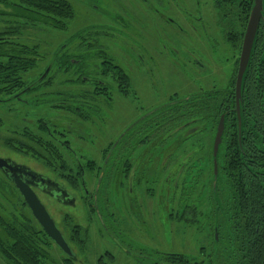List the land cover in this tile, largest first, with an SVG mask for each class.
<instances>
[{"label":"flooded vegetation","instance_id":"1","mask_svg":"<svg viewBox=\"0 0 264 264\" xmlns=\"http://www.w3.org/2000/svg\"><path fill=\"white\" fill-rule=\"evenodd\" d=\"M73 1L97 14L102 22L85 26L86 30L87 27L95 28L93 35L89 33V40L87 37L84 40L86 53L72 57L82 56L86 62V59L96 56L95 53H97V57L104 56L114 66L119 67L114 63L113 56L106 51L105 45L111 43L114 36L123 37L116 47L129 53V57L136 60L142 55L153 57L154 53L168 54L174 58L183 53L187 57H192V62L189 63L190 68L205 72L208 65L211 67L210 76L206 77L209 80L204 82V85L210 88L205 91V88L201 86L199 92L188 95L197 96L194 104L202 102L204 94L206 99L212 102L213 99H217L214 93L221 92L218 102V104L221 103V111L216 128L221 116L224 117L225 124L226 115L235 111L234 87L238 58L250 13V8L247 13H244L242 8L244 0ZM138 13L140 17L137 16ZM263 22L262 19L259 22L260 30L264 27ZM214 28L216 32H213ZM82 30L73 35L72 40L84 34ZM95 33L98 35H94ZM97 38H103V40L99 42ZM159 39H164L171 44V47L166 49L164 46L162 50L157 48L155 41ZM198 40L201 43L200 48L204 50L196 46ZM122 43L130 45L129 48L126 49L127 45L123 46ZM133 44H136L135 48ZM225 58L227 60L225 65L227 69H232V73L230 79L225 80V87L216 89L218 68H224V66H218L217 59ZM77 62L72 60V63ZM101 67L100 65L99 68ZM145 67L148 71L151 68L149 65ZM128 78L131 91V77L128 76ZM99 85L101 88L105 87L102 82ZM188 96L172 97L161 105L163 106L161 109L149 115L148 113L154 108L146 110L121 131L119 136L141 119L124 135L125 139L120 145H116L114 152L105 163L111 148L106 149L103 163L98 166V169L104 167L102 177L105 176L104 181L106 180L108 185H103L100 192V184L96 189L99 177L94 178L88 172L89 160L81 154H76L66 142L59 141L61 144L64 143L70 156V163L67 166L73 173L68 172V175L75 177L79 173L81 185L84 186L89 180L93 179V182L95 180L92 192L85 189L83 194H80L83 198H80L82 205L88 207V213L85 215L87 227L71 225L68 240L58 229L71 252V257H67L57 247L63 255V261L67 260L69 264H249V250L245 243L234 245L221 241L231 237L230 233L234 229L232 221L226 217L228 210H225V206L229 205V202L225 200L227 196L204 194L203 184L197 176L199 174L195 173L194 178L187 175V162L191 163L194 172L199 168L202 159L197 154L203 150L202 147L186 148V146L165 144L170 126L177 127L183 139L198 131V125L185 126L186 122L182 125L170 124L171 120L177 118L178 113L175 107L179 104L178 101ZM170 107H173V113H169ZM60 122L63 124L64 120ZM81 122L77 123L83 126ZM57 124L59 123L51 125L58 126ZM63 125L71 127V133L85 139L87 132L82 130V126L78 125V128L70 122ZM174 128L172 130L176 133ZM232 134L234 135V132ZM239 134L237 122L238 142L241 139ZM238 150L241 151V148ZM34 173L37 175L23 177V181L30 183L29 186L34 193L39 191L63 207H75L74 193L77 191L69 188L72 191L70 192L54 180ZM213 179L212 187L214 188L216 182L213 185ZM112 182H115L116 189L119 188L120 191L118 196L115 195L118 201L116 209L115 206H111L109 194L106 193ZM160 186L164 187L162 193L159 191ZM57 191L65 192L66 198L62 200L61 193ZM155 200H159L165 207L167 214L163 223H158L159 220L157 221L155 211L152 209ZM71 201H73L72 205L69 204ZM89 226L99 234L103 248L101 247L100 254L89 258L88 261L86 257L79 259L77 255L85 254ZM76 232L84 236L85 242L82 247L78 244ZM93 258L95 261L92 260Z\"/></svg>","mask_w":264,"mask_h":264},{"label":"trees","instance_id":"2","mask_svg":"<svg viewBox=\"0 0 264 264\" xmlns=\"http://www.w3.org/2000/svg\"><path fill=\"white\" fill-rule=\"evenodd\" d=\"M251 5L252 0H244L242 2L244 13L248 12ZM0 17H6V22L11 25L0 32V104L12 101L24 103L25 96L30 94H34L32 99L34 104H39L44 98L50 96L57 98L67 96L64 101L56 103L58 108H62L72 114L74 113L78 116V119H81L80 121L86 119L89 112L93 111L92 113L94 114L98 111V109H90L91 107L86 108L84 103H82L86 99L85 97L91 98L93 101L100 97L107 100L105 88H100V85L95 80H93L95 86L93 94L49 93L35 96L37 92L50 89L51 75L55 68L64 71L74 70L77 73L74 84H84L87 80L83 79L87 69H85L84 64L85 58L82 56L63 55L62 48H59L53 53L48 65L50 68L41 81L38 82L44 73L30 82H26L23 79L27 72L36 68L40 52L36 44H23L14 39L19 30L18 28L20 26H22L21 28H34L38 25L39 27H48L60 32L65 31L68 22L74 18L73 7L67 1L0 0ZM61 53L62 55H60ZM98 57L101 60V75L105 77L112 75L117 83L118 92L124 96L128 95L130 85L129 78L125 72L120 67L114 66L108 58L104 56ZM72 60L78 62L72 63ZM234 76L235 71L233 79ZM214 95L217 96V99H213L212 102L206 99V94L202 96V102L197 104H194L197 99L196 95L188 96L186 99L178 101L179 104L175 107L178 113L177 118L171 120L170 124L180 123L182 125L186 122L185 126L192 125L194 127L198 125V131L183 139L184 137L182 138V135H179V131H177L178 128L175 127V129L174 126H170L165 144L176 145L177 147L186 146V148L202 147L203 150L197 154L202 159L199 168L194 172L191 163L187 162V175L194 178L195 173L199 174L197 176L203 184L202 192L204 194L211 193L227 196L225 200L229 202V205L228 207L225 206V210H228L226 217L232 221L234 229L230 233L231 237L221 239V241L234 245L245 243L249 250V264H264V27L261 30L258 28L243 81L240 106L241 129L239 134L241 139L240 142L236 139V112H230L225 117L224 132L217 153V182L213 188V157L211 149L218 115L221 111V103L218 104L221 92L218 91ZM69 100H73V103H70ZM172 108H169L171 110L167 109L169 113L174 112ZM44 122L43 120H36L30 125L47 137H55L50 132L48 124ZM27 127L21 133L23 139L28 140V143L29 141L33 142L32 146L23 141H15L13 143L6 141L5 146L15 152L33 154L35 153L33 151H38L39 149L34 156L43 157V159L48 161L54 160L57 163L55 171H57L59 177L67 182L69 180L67 184L70 188L84 192L87 188L81 185L80 174L78 173L75 177L68 175V172L73 173V171H69L65 160L61 153L57 151L58 149L54 147V144L50 141H43L39 137L37 139L28 132ZM173 128L176 133L173 132ZM233 132L234 135L232 134ZM55 138L56 141L54 143L60 145V139ZM124 139L120 140L118 144L120 145ZM111 145L113 143L109 144L110 148L112 147ZM60 146L66 151L64 143ZM37 147L38 149H36ZM238 148H241V151ZM204 150H207V152H204ZM87 166L90 175L98 178L102 168L99 170L96 168V164L90 160L87 162ZM0 174L7 182L13 185L2 172ZM104 177L103 175L100 181L99 192L103 185L107 184L106 180L104 181ZM27 211L30 212L28 208ZM37 227L38 230L30 226L29 219H26V223L18 225L15 221L8 223L0 217V260L3 264H57L50 259L47 252V245L53 242L38 224ZM76 237L78 244L82 247L85 242L83 240L84 236L76 232ZM38 240L40 245L37 243ZM63 264H68V261L64 260Z\"/></svg>","mask_w":264,"mask_h":264},{"label":"rangeland","instance_id":"3","mask_svg":"<svg viewBox=\"0 0 264 264\" xmlns=\"http://www.w3.org/2000/svg\"><path fill=\"white\" fill-rule=\"evenodd\" d=\"M65 1L73 7L74 12V18L68 22L65 31L60 32L48 27H39L38 25L34 28H21L22 26H20L17 34L14 36V39L18 42L23 44H36L39 48L40 58L38 59L36 68L27 72L23 77L26 82L35 80L39 75L41 76L46 71L53 53L59 48H62L63 55L67 54L74 56L76 54L81 55L84 52L86 53L87 48L84 46V40L86 37L88 38L89 33L93 35L95 28L87 27L86 30L85 26L102 22V19L99 18L97 14H94L82 4H78L73 0ZM137 16H139V13ZM6 20V17H0V32L11 26ZM79 30L84 31V34H81L78 38L72 40L73 35ZM213 32H216V28H214ZM94 35L98 34L95 33ZM122 39L123 37L114 36V39L110 41L111 43H106L105 45L107 49L106 51L109 52V55L113 56L114 63L131 77L132 88L131 91L129 89L128 95L124 96L118 92L117 83L112 75L107 77L101 75L99 68L101 60L97 57V53H95L96 56L86 59L85 69L87 70L84 76L85 78L83 79L87 80L84 84H74V79L77 75L74 70L64 71L55 68L51 75L52 81L50 89L37 92L35 93V96L49 93L93 94L95 90L93 80H95L97 84L102 82L105 86L104 90H106L105 94L107 100L100 97L93 101L91 98L85 97L86 99L82 102L85 107L98 109V111L95 112L96 114L94 113L95 115L92 113L93 111L89 112L88 116L86 115L87 118L84 119L85 121L82 120V122L74 113L72 114L62 108H58L56 103L64 101L67 99V96L61 98L50 96L44 98L39 104H34L32 101L34 94H30L25 96L24 103L12 101L0 104V158L9 159L17 165L25 166L36 173L42 174L70 191V187L67 184L69 180L67 182L59 177L57 171H55L57 163L54 160L48 161L43 159V157L34 156V154L39 151L38 147L36 148L38 151H33L35 152L34 154L28 152H15L5 146L6 141L10 143L23 141L32 146L33 142L29 141L28 143V140L26 141L23 139L21 133L23 129L29 125L27 127L28 132L34 135L37 139L42 138L43 141H50L53 143L54 147L58 149L57 151L61 153L66 164L70 163L69 153L64 151L63 147L60 146L62 145L60 142V145L54 143V141H56L55 137L59 138L60 141L64 143H68L76 154H81L85 156L87 160L93 161L96 164V168H98V166H101L103 163L106 155L105 151L109 147V144L115 142L121 131L137 116L148 109H155L161 106L168 102L172 97H185L195 94L199 92L201 86L205 88V91L210 88L209 86L204 85V82L209 80L206 78L210 76L211 67L209 65L205 72L197 71L192 67L190 68L189 63L192 62V57H187V55L183 53H180L181 55L175 58L171 55L168 56V54L159 55L158 53H154L153 57H151L152 55L150 56L151 58L147 55H142L140 59L137 57L136 60V58L133 59V57H129V53H126L124 50L121 51L116 47L118 46V42ZM100 40H103V38H97V41L100 42ZM196 42V46L200 48V41L198 40ZM122 45H127L126 49L130 46L124 43H122ZM133 46L135 48L136 44H133ZM155 46L160 49L165 46L167 49L171 47V44L164 41V39H159L155 41ZM200 50H204V48H200ZM60 55H62V53ZM217 61L219 67L224 66V68H218L217 72L219 73L216 74L218 82L217 85H215V88L220 89L225 87V80L227 81L230 79L232 69H227L225 65V63H227L226 58L217 59ZM147 65L151 66L149 71L145 67ZM88 76H90V78H88ZM69 101L70 103H73V100ZM36 120L45 121L48 124L50 132L53 133L55 137H47L42 132L36 131L35 128L30 125ZM62 120H64V123H73L74 126L77 127L79 122L83 123V126H79H82V130L87 132L85 139L77 137L73 132L71 133L70 130L72 128L64 126V123L62 124L60 122ZM56 122L59 123L57 124L58 126L51 125ZM114 183L115 182L111 183L109 190L106 193L109 194L111 206H115L116 209L118 201L115 195L118 196L120 191L119 188L116 189V184ZM94 187L95 180L94 182L93 179L92 181L89 180L86 182V188L88 191L92 192ZM163 188V186H160L159 191L161 193ZM75 191L77 192L74 193V196L76 197L74 208L63 207L43 193L35 191L37 197L45 206L48 213L55 221L58 229L67 240L70 235L69 229L71 225L78 224L82 227H87L85 215L88 213V207L85 205L83 206V202L80 201V198H82L80 194H83V191ZM151 207L149 209H151ZM152 209L155 211L157 221L159 220L158 223H163L167 214L165 207L159 200H155V205ZM29 213L30 212H28L27 207L24 206L23 200L18 191L0 174V217L8 223L15 221L18 225L26 223V219H29L30 226L37 229V223L35 220H32L33 217ZM89 227L86 236L85 254L77 255L79 259L86 257L88 261L91 257L100 254L103 248L102 243H100L99 234L94 231L93 227ZM38 242L39 240L37 243ZM38 244L40 245V243ZM47 252L50 259L57 264H63V255L53 243L47 245ZM92 260L95 261V258ZM0 264H3L1 260Z\"/></svg>","mask_w":264,"mask_h":264},{"label":"water","instance_id":"4","mask_svg":"<svg viewBox=\"0 0 264 264\" xmlns=\"http://www.w3.org/2000/svg\"><path fill=\"white\" fill-rule=\"evenodd\" d=\"M264 12V0H252V5L250 8V13L247 21V25L244 31L242 45L240 49V54L238 58V68L236 72V78H235V87H234V94H235V111L237 115V122H238V129L240 132L241 129V113H240V106L242 101V88H243V81L244 77L248 68V64L250 61L251 53L253 50V46L255 43L257 31H258V25L260 20H264L263 16ZM50 67L46 69L44 74L39 78L38 82L41 81L45 75L47 74ZM163 106L158 107L151 112L148 113L151 114L159 109H161ZM141 120V119H140ZM139 120V121H140ZM137 121V122H139ZM136 122V123H137ZM134 123L131 125L128 129L125 130L115 141V143L112 145L108 156L106 158L105 163L107 162L108 157L111 155L112 150L116 147V145L119 143V141L124 137V135L136 124ZM224 130V117L221 116L216 128V133L214 136L213 141V147H212V157H213V185L216 182V176H217V153L219 146L221 144V137ZM104 167L102 168V171L99 175L96 189L100 184L102 173H103ZM0 172H2L6 178L10 180V182L14 185L18 193L23 199L24 204L30 211L32 217L37 222L39 227L42 229V231L48 236V238L54 243L56 247H58L67 257H71L70 249L62 237L60 231L56 227L53 219L51 218L50 214L48 213L45 206L42 204V202L39 200L37 195L33 192V190L30 188L28 182L23 181L24 176H34L37 175L31 170H29L27 167L22 165H17L14 162H12L9 159H3L0 158ZM51 185L55 184L51 181H49ZM49 183V184H50ZM60 192V191H57ZM62 200L66 198L65 192H60ZM70 205L73 204V201L69 203Z\"/></svg>","mask_w":264,"mask_h":264}]
</instances>
